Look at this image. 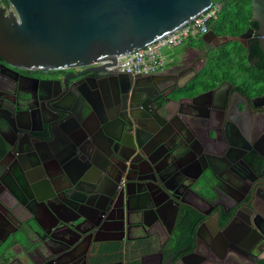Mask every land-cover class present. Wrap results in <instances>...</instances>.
<instances>
[{"label":"flooded vegetation","instance_id":"obj_1","mask_svg":"<svg viewBox=\"0 0 264 264\" xmlns=\"http://www.w3.org/2000/svg\"><path fill=\"white\" fill-rule=\"evenodd\" d=\"M9 10V4L0 0V20L8 15ZM252 24L249 28L252 32L236 40L243 49L235 60L242 59L246 67L237 71L235 60L231 58L222 67L231 75L208 87L226 81L215 95L186 100L181 104L170 97L192 96L199 92L185 83L187 74L193 70L187 61L177 72L163 70L138 75V80L134 81L124 75L116 78L121 73L116 71L88 72L85 71L87 66L59 70L25 69L0 57V120L7 122L4 136L8 139L27 133L31 143L42 133L39 112L46 111L52 100L56 106L87 115L90 126H98V120L112 117L114 135L122 133L127 140L131 135L147 132L151 136L142 146L143 152L153 160L152 164L137 169L136 161L140 160V155L130 156L129 150L122 149L120 153L128 158L126 161L112 158V162L107 163L108 168L106 165L102 168L105 173L94 170V180L99 186L95 183L78 184V189L89 192L88 195L76 189L69 193L75 200H80V203H72L75 210L59 201L57 195L65 181L56 176L53 168L46 171L50 178L43 180L44 173L38 163L28 171L23 164L17 163L10 172L17 174L20 184L11 180L10 172L0 174V201L14 202L32 196L31 177L39 174L43 181L42 192L53 210L48 218V228L34 229L35 238L37 233L50 243L47 255L38 253L36 248L34 254L23 249L17 255L12 249L13 256L2 264H91L90 257L99 245L120 243L123 247L127 240L133 241L130 257L123 251L121 260L101 264H126L132 258L139 264L175 262L183 244L176 225L181 207L202 216L205 213L212 216L198 239L195 264H202L208 258L207 249L214 251L219 264H243V257H254L264 246V89L260 90L264 85V54L255 34L258 25L256 22ZM212 31L215 29L210 26L202 36L210 38ZM219 36L202 49L205 59L209 49L234 40L233 36ZM225 89L229 97L226 115H219L216 111L211 114L212 104H224L221 95ZM87 99L93 102L94 110L84 109L82 104ZM210 125L215 130L211 132L212 141L206 132ZM176 129L183 130L188 138L189 144L186 142V145L190 146L184 153L172 157L163 151L162 146L161 152H152V148L162 141L171 146L169 138ZM2 134L0 132V137ZM96 140L103 150L111 153L114 145L111 137L98 136ZM62 141L60 138L55 144ZM252 148L263 156V161L259 162L257 176L251 183L239 163L244 165L247 162ZM19 154L14 147L8 150V155L14 158ZM236 155L242 159L240 162L233 160ZM34 163L36 160L31 156L26 166ZM220 165L224 167L221 171L217 170ZM103 186L106 188H101ZM252 188L255 195L249 202ZM111 194L114 200L109 205ZM233 211L236 213L235 223L220 236L214 217L217 216L218 220L221 216L222 221ZM249 221L252 226V222L257 225L259 232L246 230L245 223ZM230 229H236L237 236L232 235ZM150 239L154 244L149 242ZM223 240L227 251L224 257H218ZM14 245L9 244L11 248Z\"/></svg>","mask_w":264,"mask_h":264},{"label":"water","instance_id":"obj_2","mask_svg":"<svg viewBox=\"0 0 264 264\" xmlns=\"http://www.w3.org/2000/svg\"><path fill=\"white\" fill-rule=\"evenodd\" d=\"M7 1L10 6L9 13L0 20L1 58L21 68L31 70H59L72 66H87L85 71L88 72L106 71V67L114 64L117 57L143 47L174 30L214 3L213 0ZM219 5L221 7V4ZM250 21L258 25L255 34L259 48L264 54V0H251ZM250 32H252L251 29H247L233 38L239 40L240 37ZM212 36L218 37L219 35L212 31ZM202 39L206 40V37L202 36ZM120 75L127 76L128 79L134 81L138 80V75L131 77L127 73H118L116 78L119 79ZM224 82L226 81L222 80L216 86L206 90L196 87L195 91L199 92L192 96L177 95L170 99L181 104L186 100L215 95ZM65 86L64 84L63 88ZM228 98V90L225 89L221 95L224 104H212L211 114L216 111L219 115H226ZM51 102L46 111L39 112L42 133L35 136L34 142L28 141L27 133L17 135L15 139H8L4 136L7 122L4 119L0 120V132L3 133L0 137V174L2 176L9 173L12 166L17 163L27 167V162L32 156L42 168L43 180L50 178L46 171L52 168L56 171V176L64 179V186L57 197L62 205L75 210L72 203H80V200H75L69 193L73 189H78L79 179L72 178L70 169L76 167L79 178L92 181L95 167H100V160L104 159L106 163L112 162L108 160L111 155L112 158H118L122 162L128 159L120 153L122 149L129 150L130 156L136 153L140 155V160L136 161L137 169L145 164H152L153 160L143 152L142 147L150 140L151 135L147 132L131 135L130 140H127L122 133L118 136L114 135L111 125L112 117L98 120V126H90L88 123L90 118L87 115H78L68 107H59L52 100ZM82 105L87 111L94 110L90 99L84 100ZM237 107L240 109L239 105ZM105 112L107 113L106 110ZM162 113L166 114L165 108L162 109ZM118 119L123 120L121 117ZM214 131L212 125L206 131L211 141L214 139L211 132ZM98 136H109L114 141L108 158L99 152L101 145L96 140ZM60 138L63 140L62 143L55 144ZM169 140L171 146H167L166 141H162L159 146L152 148V152H161L160 146H162L165 149L163 151L173 157L184 153V150L186 151L190 146L186 145V142L188 144L189 142L183 130L176 129ZM12 147L20 153L15 158L8 155V150ZM249 155L244 165L242 162L239 164L242 165L252 183L257 176L258 164L263 161V156L256 153L253 148ZM233 160L240 162L242 159L236 155ZM223 168L220 165L217 170L221 171ZM10 173L11 180L18 183L17 174L14 171ZM111 179L114 181L113 177ZM42 182L40 181L37 186L43 185ZM115 182L117 184V181ZM253 189L249 190V202L255 195ZM109 196L110 205L114 200V195ZM249 202H246L247 205ZM210 219L212 216L207 213L200 219L194 231L196 244L180 259L195 254L198 239ZM235 219L236 213L233 211L221 225V216L218 220L215 216L213 220L215 224H218L216 227L218 234L222 236L235 223ZM252 223L254 226L251 225V221L245 223L246 230L252 229L259 232L257 225ZM65 224L68 225L67 222ZM230 230L232 235L237 236L236 229ZM24 236L28 237L29 234L25 231ZM36 236L38 239L36 249L38 253L44 254L45 248L48 250L47 240L37 233ZM123 239L124 237L121 238L122 241ZM233 240L235 241V238ZM223 243L222 252L218 257H224L226 254L225 240ZM11 250L10 246L0 250V264L3 262L2 258H9L7 256L10 255Z\"/></svg>","mask_w":264,"mask_h":264},{"label":"crops","instance_id":"obj_3","mask_svg":"<svg viewBox=\"0 0 264 264\" xmlns=\"http://www.w3.org/2000/svg\"><path fill=\"white\" fill-rule=\"evenodd\" d=\"M219 37L220 36H212L210 38H206V40H203L201 38V40L199 41L202 45L201 47H193L192 45H189L186 42L183 45L177 47L180 48V50L176 54L173 53L172 56L170 55L171 60H168L166 62L164 72H177V70L182 66V63L187 61V63H191L193 70H190L186 76V85H193V88H203L205 83L211 81L214 72L211 70L209 71V73H207V71H204L206 59L202 55V49H205V46L207 44H209L215 39H218ZM102 148L103 146H101V149L99 150L100 154L108 158L110 156V153H107V151L103 150ZM108 160L112 161V157L110 156ZM108 164L104 159L100 160V167L96 166L95 170H101L103 172V166L105 167L106 165V168H108ZM34 165H37V162L32 165H28L27 167H25V170L28 171ZM70 173L73 179H79L78 184H82V186H87L89 184L94 183L95 186L100 185L97 181L95 182L94 179L91 181L79 178L76 167L70 169ZM39 178V174L32 175L30 185L32 190L34 191V195L32 194V196H29V198L14 202H9L6 200L0 201V250H3L4 248L8 247L9 244L13 243L15 245L12 249L15 254H21L23 249H27L32 254H34L33 250L36 248V242L38 241V239L34 237V229L36 231H40V229H47L48 218L50 217L51 213H53V210L50 207V203L48 202L49 200L44 196L45 193L42 192L43 185L37 186L38 183L41 181ZM101 188L105 189L106 187L103 186ZM77 191L86 195H88L89 193L80 189H77ZM22 201L25 202L22 203ZM25 231L29 234L28 237L24 236ZM47 244L50 245L49 242H47ZM179 251L177 255V257L179 256L177 261L172 262L168 260L164 264H195V256L197 255V250L193 256H185L181 259L180 257L182 255H185L190 251H184L183 249ZM11 252L12 251H10V255L7 257L10 258L13 256ZM47 252L48 251L45 248L44 255H47ZM213 252V250L207 249L208 258L202 264H219L220 261ZM260 257H264V246L254 257H243V264H254L256 259Z\"/></svg>","mask_w":264,"mask_h":264},{"label":"trees","instance_id":"obj_4","mask_svg":"<svg viewBox=\"0 0 264 264\" xmlns=\"http://www.w3.org/2000/svg\"><path fill=\"white\" fill-rule=\"evenodd\" d=\"M8 3L7 0H4ZM214 3L221 4V9L224 11L223 15L217 17L214 22H211L209 26L215 29L217 35H229L238 36L245 32L247 29L252 27V22L250 21L251 16V0H213ZM220 9V11H221ZM218 21L217 26L215 22ZM256 26V25H255ZM201 40V38H199ZM202 46V45H201ZM243 47L236 40L228 41L223 43L217 48L209 49L207 54V62L204 67L208 64V59H210V66L216 67V71H221L220 76L217 73L213 74L211 81L204 84L203 89L208 88L216 81H219L222 77H228L226 74V69L222 67L225 63L229 62L231 58L235 60L236 56H240ZM236 70L241 72L246 67V63L242 61L235 60ZM222 68V69H221ZM219 71V72H220ZM243 80L240 79V82ZM193 89V85H189ZM264 89V85L260 90ZM259 90V91H260ZM203 216L199 213L193 212L188 208L181 207L179 210V215L177 219V232L182 241V247L184 251H191L195 245L194 231L195 228ZM227 219V216L223 217L222 223ZM182 250V249H180ZM180 252V251H179ZM123 258V247L119 244L105 243L98 246L93 251L90 257L91 264H101L110 262L112 260H121ZM3 261L6 258H2ZM126 264H139L135 261V258L128 259ZM254 264H264V257L257 258Z\"/></svg>","mask_w":264,"mask_h":264},{"label":"built area","instance_id":"obj_5","mask_svg":"<svg viewBox=\"0 0 264 264\" xmlns=\"http://www.w3.org/2000/svg\"><path fill=\"white\" fill-rule=\"evenodd\" d=\"M220 9L219 3H213L209 8L174 30L143 47L117 57L114 64L106 67L107 71L127 73L131 76L163 71L166 62L171 60L169 51L183 45L192 34L201 37L210 27L209 24L217 19Z\"/></svg>","mask_w":264,"mask_h":264},{"label":"rangeland","instance_id":"obj_6","mask_svg":"<svg viewBox=\"0 0 264 264\" xmlns=\"http://www.w3.org/2000/svg\"><path fill=\"white\" fill-rule=\"evenodd\" d=\"M223 13H224V11L221 9V11L218 14V17L222 16ZM217 24H218V21L215 22V26H217ZM199 38L200 37H197L196 35L192 34L185 42L188 43L189 45H192L193 47H201V43L199 42L200 41ZM179 50H180V48H177V47H176V49L175 48L172 49L171 51H169L170 55L172 56L173 53L176 54ZM164 51H166V50H164ZM205 61L207 62V59ZM205 69H206L205 71H207V73H209L210 70L213 71L214 74L219 72V71H216V69H217L216 67H211L210 66V59H208V64H207ZM225 71H226L227 75H231V72H228L227 70H225ZM219 74H221V73H218V76H220ZM45 76H47V73H45ZM149 242L154 244V240L153 239H150ZM132 244H133L132 240H127V241H124V243H123V251H124V253H126L127 257L131 256Z\"/></svg>","mask_w":264,"mask_h":264}]
</instances>
